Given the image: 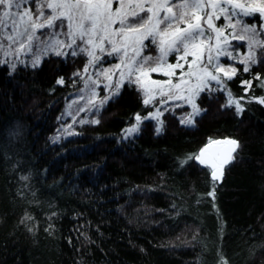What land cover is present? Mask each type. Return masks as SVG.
Returning <instances> with one entry per match:
<instances>
[{"label":"trees","instance_id":"16d2710c","mask_svg":"<svg viewBox=\"0 0 264 264\" xmlns=\"http://www.w3.org/2000/svg\"><path fill=\"white\" fill-rule=\"evenodd\" d=\"M245 19L260 28L259 15ZM41 37L27 60L0 39V264H264V62L243 71L247 43L220 59L237 71L195 96L189 125L190 104H145L128 80L97 109L90 81L88 105L69 111L89 57L37 51ZM232 140L221 180L189 159Z\"/></svg>","mask_w":264,"mask_h":264},{"label":"snow or ice","instance_id":"6c2138e0","mask_svg":"<svg viewBox=\"0 0 264 264\" xmlns=\"http://www.w3.org/2000/svg\"><path fill=\"white\" fill-rule=\"evenodd\" d=\"M115 2L123 7L122 0H115ZM209 2L214 7L216 6V0H209ZM112 4L113 0H0V28L7 30L9 21H11L13 33L7 34L6 39L14 44L19 43L21 48H24L25 42H27L29 50L31 43L38 39L36 35L38 30L51 29L53 30L51 33L40 31V35L55 37L60 34L61 29H65L63 34L69 38L68 42L65 43L63 40L55 39L49 47H52L58 56L86 54L89 57L88 66H95L104 58L102 55L97 54V49L100 53H104L105 41H107L110 46L106 53L107 56L118 55L120 59V63L113 65V68L120 70L121 65H123L126 71H119L120 79L124 80L126 78L130 84L141 85L147 97L143 101L145 104L150 102L151 97H148L149 89L143 86L141 76L145 72H160L164 67L169 69V71L162 73L164 76L175 75L174 70L182 67L180 61H185L188 56L193 57L190 63H195L197 59L201 60L205 65L201 68V72L207 77L206 79L197 78L202 80V85L196 88L193 96H198L200 92L210 89L209 81H215L217 84L222 83L220 77L213 74V72H223L228 79H232L235 75L236 68H231V74H229L218 61L221 55H227L229 58L234 59L231 52L220 47L221 35L226 26L222 24L221 27L217 28L212 22V14L207 15L206 27L201 24L202 17L197 13V10L204 8L203 0H179V2L177 0H164V3L160 4L154 2L147 9L140 8L141 12L151 13L147 16H140L138 12L121 15L119 8L115 12L111 10ZM224 4L232 6L231 12L228 7H219L218 9L223 14L224 19L228 21L227 27L235 30L237 24L241 25V35L239 37H236L235 31L229 33V35L242 40L245 38V34H252L248 42V55L245 60L241 61V63L249 65L243 68L244 72H248L251 65L264 62V59L258 60L255 50V46L264 48V42L256 39L258 32L255 24H245L241 19H236L235 23H232V20L233 16L237 15L235 9H240V14L243 16H253L255 13H259L261 18L260 29L264 31V0H261L259 4L248 6L240 3L239 0H224ZM154 7L164 10L165 14L162 17L159 16L156 12H153ZM173 8H176L177 11L173 12ZM46 9H51V12L46 14ZM129 15L131 19H129ZM113 16L118 17L119 27L111 31ZM153 17H156L155 21H153ZM215 18L219 19L220 17L216 16ZM161 24L164 25L163 29L159 28ZM181 24L184 26L181 27ZM20 25H23L22 29H20ZM174 25L175 27H173ZM213 33H216V35L214 36ZM130 34L136 35V39L131 45L128 43ZM117 37H119V41L116 39ZM77 40L81 41L82 44H77ZM146 40L149 41L148 44L144 43ZM213 40L215 41V56L213 55L212 46H208L209 42ZM152 45L157 47L159 55L156 57L151 55L141 56L144 49L150 48ZM227 46L232 47V45ZM61 47H67L71 51L63 52L59 50ZM130 47L132 55H129ZM172 53L181 55L179 60L174 56V62L169 64L167 63V57ZM260 56L264 58V52H261ZM149 62L154 66L146 68L145 66ZM38 63L39 58L37 57L33 61V66ZM213 64L214 68L210 70L207 66ZM84 71L87 72V67ZM109 72H112V68L104 69L101 74L107 79H111V76L108 75ZM115 74L113 72V75ZM76 75H79V73H76ZM255 78L259 80L258 75ZM58 83H63V80H59ZM152 83L170 85L169 91H171V88L180 87L179 84L172 85L171 80L152 81ZM241 83L247 86L251 85L250 81H241ZM120 86L118 82L112 96L119 95ZM160 94L162 96L166 95L163 91ZM229 97H231V93H229ZM111 98V96L102 98L101 104ZM240 99H243V97H240ZM186 102L192 106L193 112L182 123L194 125V117L200 114L201 109L191 97ZM259 102L264 103V98H259ZM233 103L236 105L238 112L242 111V106L238 100L230 99L229 104ZM147 118L158 117H145V119ZM135 119L137 122L142 120L140 115H137ZM138 130L137 124L128 131L131 134ZM157 131L159 132L160 129H157ZM229 143L238 146V141L232 140ZM203 157L204 151L202 150L198 156L189 159L198 160L201 164L209 163ZM212 167L216 168L214 162H212ZM211 176L213 179H220L215 170L211 173Z\"/></svg>","mask_w":264,"mask_h":264},{"label":"rangeland","instance_id":"374dc122","mask_svg":"<svg viewBox=\"0 0 264 264\" xmlns=\"http://www.w3.org/2000/svg\"><path fill=\"white\" fill-rule=\"evenodd\" d=\"M154 2L157 4H160V3H164V0H122L123 7H120V5L117 4L115 2V0H113L111 10L113 12H115L117 10V8H119L121 15L126 14V13L130 14L132 12H138L140 16H147V15H151V13L141 12L140 8L143 7L145 9H147L149 6H152V4ZM177 2H179V0H177ZM203 2H204V8L197 10V13L202 17L201 24L206 27L205 21L207 20V15L212 14V16H213L212 22L215 24V26L217 28L221 27L222 24L226 26L224 28L223 34L221 35V44H220L221 48H226V50L228 52H231L232 48L234 46V43L239 44L242 42H246L247 46H248L249 37L252 34L251 33L245 34V38L242 40L237 39V38H233V36L229 35V33H232L233 31H235L236 37H239L241 35V32H240L241 25L237 24L235 27V30L231 27H227L228 21H226L224 19L223 14L220 13L218 10L219 7H228L229 11L231 12L232 11L231 5H225L224 0H216V6L215 7L213 6L212 3L209 2V0H203ZM239 2L244 4L245 6H248L251 4H259V3H261V0H239ZM13 11H15V9H13ZM176 11H177V9L173 8V12H176ZM235 11H236L237 15L233 16L232 23H235L236 19H241L245 24H248V25L255 24V23L249 24L246 22L245 18L246 17H252V16L241 15L240 9H235ZM45 12H46V14H48L51 12V9H46ZM153 12H156L161 17L165 14L164 10H161L159 8H156V7L153 8ZM256 14L259 15V18H260V14L255 13L254 15H256ZM216 16H219L220 18L216 19L215 18ZM129 19H131L130 15H129ZM155 19H156V17H153V21H155ZM260 20H261V18H260ZM57 23H59V21H57ZM180 26L183 27L184 25L181 24ZM22 27H23V25H20V29H22ZM117 27H119L118 17L113 16V23L111 25V31H114ZM163 27H164L163 24L159 25L160 29H163ZM173 27H175V25ZM256 27H257V25H256ZM46 30L47 29L38 30L36 33L37 37H38V34L40 33V31L46 32ZM52 31L53 30L49 29L48 33H51ZM64 31H65V29H61L60 34L58 36H55V37L43 35L40 38V41L38 43L37 51H40V52L55 51V50H53L52 47H49V45L52 44L55 39L63 40V41H65V43H67L69 38L63 34ZM257 32H258V35H257L256 39L263 42V36L264 35H261L260 33L261 32L263 33L264 31H262L260 28L259 29L257 28ZM9 33H13V29L11 27V21H9V27L7 30L0 28V39H4L7 42L6 47H8L9 54H11L12 52L15 51L17 54L16 55L17 58L20 60H25V59L27 60L31 55H33V52H34L33 44H34L35 40L31 43L30 50H29V45L27 44V42H25V47L21 48L19 43L14 44L11 41L6 39V35ZM213 35L215 36L216 33H213ZM116 39L119 41V37H117ZM135 39H136V35L130 34V40L128 41V43L131 45ZM146 41H144V43ZM77 44H82V42L77 40ZM3 45L4 44L1 43V40H0V47ZM214 45H215V41L213 40V41L209 42L208 46H212L213 55L215 56L216 49H215ZM227 45H232V47H228ZM61 48H62V50L69 49L67 47H61ZM61 48L59 50H61ZM109 48H110V46L107 44V41H105V52L100 53L99 50L97 49V54L102 55L105 58V61L104 60L100 61L98 64L95 65L96 67L95 66H89L88 82H87V84L84 85V87L82 88V90L79 93V94H82V96L77 95L75 97L76 100H74V104L71 105L72 103H70V105H68L69 111L72 110L74 107H82V106L86 107L88 105V102L90 100V94H89L90 92H88V89L91 88L90 81L94 82V84L96 86V88H94L91 91V96H92L91 100H92V104H93V109H97L99 107L98 105L101 102V100H100L101 97L99 96V91L101 89L104 90L105 97H109L112 94V92L115 90V86L118 82L121 84L127 80L126 78L124 80L120 79L119 71H126V69L124 68L123 65H121L120 70H116L113 68V65L120 63V59H119L118 55H113L111 57L107 56L106 53L109 50ZM69 50L71 51V49H69ZM240 52H241V49H239V48H237L235 50V53H240ZM129 55H132L131 47L129 48ZM158 55H159V52H158V49L156 47V55L154 57H156ZM180 55L181 54H179V53H172L171 55H169L167 57V63H169V64L173 63L174 62L173 61L174 56L176 57L177 60H179ZM231 55H232V57H235L233 52H231ZM141 56H142V54H141ZM223 57H227L228 59L231 60V58H229L227 55L219 56L218 61H219V64L221 66H223V65L220 63L221 62L220 59H222ZM137 59H139V58H137ZM192 59H193L192 56H188L185 58V61H188V62L180 61L182 67L175 69L174 70L175 75H172V76H164L162 74L164 71H169V69H167L166 67L162 68L160 72H156V73L145 72L144 75L141 76V82L145 88L149 89L148 97H151L150 101L158 100V102H160L161 105L181 104V103L189 104L186 101L190 97L195 101V96H193V92L196 90V88L198 86L202 85V80H198L197 78L201 77L202 79H206L207 77L204 73L201 72V68H203L205 66L201 62V60L197 59L195 63H190L192 61ZM214 64H215V61H214ZM214 64L208 65L207 67L210 70H212L214 68ZM109 68H112V72L108 73V75L111 76V79H107L104 75L101 74L104 69H109ZM223 68L226 70V66L225 67L223 66ZM113 72H115L116 74L113 75ZM190 73H191V75H190ZM213 74L218 75L221 80H222V78L226 77V76H224L223 72H213ZM165 80H171L172 85L179 84L180 87L179 88H171V91H169V88L171 87L170 85L153 84L152 83V81H165ZM213 83H216V82L215 81H209L210 85H212ZM161 91L166 93V95L162 96L160 94ZM177 97H180V98H177ZM152 116L159 117V107L154 111V114ZM137 132H134V133H137ZM221 142L227 143L229 141H221Z\"/></svg>","mask_w":264,"mask_h":264},{"label":"water","instance_id":"95a60500","mask_svg":"<svg viewBox=\"0 0 264 264\" xmlns=\"http://www.w3.org/2000/svg\"><path fill=\"white\" fill-rule=\"evenodd\" d=\"M236 148H237L236 145H233L229 142L227 143L215 142L202 149L204 151L203 158L206 161H209V163H206V165L214 169L212 167V162L216 164V168L214 170L217 171L220 180L224 176L225 167L229 163H231ZM196 162L200 163L198 160H196Z\"/></svg>","mask_w":264,"mask_h":264}]
</instances>
